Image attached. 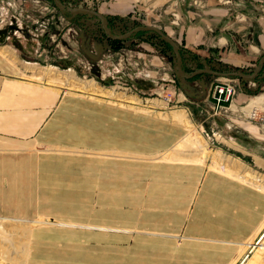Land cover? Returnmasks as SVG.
Here are the masks:
<instances>
[{
	"label": "crops",
	"instance_id": "crops-1",
	"mask_svg": "<svg viewBox=\"0 0 264 264\" xmlns=\"http://www.w3.org/2000/svg\"><path fill=\"white\" fill-rule=\"evenodd\" d=\"M65 1L107 18L160 16L182 51L227 71L249 73L264 54V0ZM147 47L130 79L154 97L139 111L35 79L36 64L0 44V221L28 226L7 264H236L260 230L264 189L240 177L264 180V77L247 85L260 90L256 108L245 93L215 105L217 78L180 83L168 50ZM191 127L207 152L184 158Z\"/></svg>",
	"mask_w": 264,
	"mask_h": 264
},
{
	"label": "rangeland",
	"instance_id": "rangeland-1",
	"mask_svg": "<svg viewBox=\"0 0 264 264\" xmlns=\"http://www.w3.org/2000/svg\"><path fill=\"white\" fill-rule=\"evenodd\" d=\"M62 2L65 5L68 3L70 7L85 8L97 12L95 8L92 6L90 8L86 3L66 2L65 0ZM179 2L183 3L184 0H179ZM191 2L195 7L201 5V0H192ZM257 2L263 5L261 0H257ZM77 16L74 21H70V14L58 11L48 0H0V30L4 32L0 41L11 48H13L12 43H17L20 46L26 53L27 59L30 58L28 60L36 64L37 73L35 75L39 76L35 79L59 86L71 93L78 92L85 97L113 101L120 105L137 108L139 111L150 109V103H147L146 100L153 98L154 95H151L145 83H142L144 85L140 89L130 78L142 77L145 66L139 61L146 59V57L143 59L141 54V52H146L142 49L143 47L148 46L147 48H152L150 50L156 49L159 52L166 49L169 52L168 57L170 56L176 62L172 49L166 47L155 34L150 32L136 33L116 44L117 49H114L113 44L111 45L102 34L100 20L82 14ZM159 17L158 19H160ZM105 18L109 24L108 32L112 36L122 35L140 26H152L160 30L162 27V23H159L157 18H155L157 21L147 20L136 8L132 9L127 16ZM170 18L171 23H176L175 15ZM184 52L179 55L180 58L183 57ZM16 53L19 56L17 51ZM185 53L196 60L201 59L191 53ZM164 56L161 57L165 61ZM205 61L216 64L214 68L217 70H226L218 61ZM250 70L249 73L252 71ZM174 77L183 83L179 78ZM217 79L219 82L226 81L223 80L224 78ZM231 79L236 80L240 85V90L234 97L238 93L244 94L245 90L253 91L257 88L248 89L247 85L252 80ZM259 93L260 90L257 94L248 96L251 101L245 105L247 110L256 108L260 98L254 97ZM253 101L256 104H253ZM251 103L253 105L249 107ZM169 104L170 107L176 106L173 99L170 98ZM195 130L191 127L184 144L177 147L178 150L180 149L177 153L181 157L197 158L196 155H203L207 152L205 151L207 147L202 141L205 137H200ZM214 146L219 149L224 148L221 143L214 144ZM230 148L235 152L234 156H237L238 148L231 145ZM206 159L208 162V157ZM252 175L244 174L240 178L243 181H251L255 186L263 189L264 180ZM25 227L28 230L27 225L16 221H0V264L10 263L12 259L16 261L20 259L27 237L23 231ZM259 229L251 239L241 245L236 264L244 255L247 258L244 264H264V222ZM260 247L263 249L260 250ZM11 263L17 264L16 262Z\"/></svg>",
	"mask_w": 264,
	"mask_h": 264
},
{
	"label": "water",
	"instance_id": "water-1",
	"mask_svg": "<svg viewBox=\"0 0 264 264\" xmlns=\"http://www.w3.org/2000/svg\"><path fill=\"white\" fill-rule=\"evenodd\" d=\"M50 1L53 6L58 10V11H64L65 13L70 14V16H75L78 14L82 15H87L89 17H94L102 22L101 28L103 34L110 39H116V40H125L129 38L130 36L138 33V32H150L155 34L165 45L170 47L172 51L175 54L176 62H175V76H182L181 73H179V66H180V56L178 54V47L175 45V43L168 37L166 36L160 29L152 27V26H140L138 28H134L120 36H111L108 34V28H107V21L104 16L99 14L98 12H95L93 10H88V9H81V8H71L66 5H63L62 3L59 2V0H48ZM264 63V55L261 57V59L257 62V66H262ZM195 75H208L210 77L214 78H239L243 81H251L254 80L257 77V67H255L251 73H243L239 71H227V72H218L210 69H200L193 75L189 76L186 78V80L190 79L191 77Z\"/></svg>",
	"mask_w": 264,
	"mask_h": 264
},
{
	"label": "built area",
	"instance_id": "built-area-1",
	"mask_svg": "<svg viewBox=\"0 0 264 264\" xmlns=\"http://www.w3.org/2000/svg\"><path fill=\"white\" fill-rule=\"evenodd\" d=\"M108 34L111 35L109 32ZM182 55L183 57L180 58V66H179V71H178L179 73H181L182 76L177 77L181 81L186 80L187 77L193 75L200 69H210V70H214L218 72H227L226 70L215 69L214 67L216 66V64L208 63L202 59L196 60L191 55L185 52ZM255 67H257V74L263 77L264 70L261 71L262 66H257L256 64ZM223 80H226V81L225 82L216 81L212 85V88H211V99L214 101L215 105H220L222 103L229 102L234 97V95H236V93L240 90V85L238 84L236 80H232L231 78H224ZM262 114L264 116V113ZM246 119L257 120V121L262 120L261 116L260 115L258 116L254 111H250L247 114Z\"/></svg>",
	"mask_w": 264,
	"mask_h": 264
},
{
	"label": "trees",
	"instance_id": "trees-1",
	"mask_svg": "<svg viewBox=\"0 0 264 264\" xmlns=\"http://www.w3.org/2000/svg\"><path fill=\"white\" fill-rule=\"evenodd\" d=\"M62 1H63V0H59V2L63 4ZM66 4H67L66 6L70 7V5H69L68 3H66ZM63 5H65V4H63ZM71 8H76V7H71ZM83 9H85V8H83ZM88 10H89V9H88ZM78 15H79V14H78ZM77 17H78L77 15L72 16V17L70 18V21H74ZM106 21H107V20H106ZM108 25H109V24H108V21H107V27H108ZM142 33H143V32H138L137 34H142ZM3 34H4L3 30H0V39H2ZM102 34H103V32H102ZM103 36H104V38H105V39H106L111 45L113 44V48H114V49H117V47L115 46L116 44H119V42H120V43L122 42V40H116V39H110V38H107L104 34H103ZM161 43H162V41H161ZM0 44H4V43H1V41H0ZM163 44H164V43H163ZM111 45H110V46H111ZM164 45H165V44H164ZM12 46H13V48L18 52V54H19V58H20V59H22V60H24V61H30V62H31V60H28V59H30V58L27 59V55H26V53L22 51V49L20 48V46H19L17 43H12ZM165 46L168 47L167 45H165ZM168 48H169V47H168ZM182 52H183V51H182L180 48H178V54L180 55ZM263 55H264V54H263ZM263 55H261L260 57H258L256 62H258V61L261 59V57H262ZM262 69H264V63L262 64ZM197 76H200V75H195V76L191 77L190 79L195 78V77H197ZM105 84H107V83H105ZM145 84H146V86L149 87V85H148L147 83H145ZM258 92H259L258 88L254 89L253 91L245 90V94L248 95V96H249V95L257 94Z\"/></svg>",
	"mask_w": 264,
	"mask_h": 264
},
{
	"label": "bare ground",
	"instance_id": "bare-ground-1",
	"mask_svg": "<svg viewBox=\"0 0 264 264\" xmlns=\"http://www.w3.org/2000/svg\"><path fill=\"white\" fill-rule=\"evenodd\" d=\"M252 103H253V104H256L255 101H253ZM252 103L249 105V107L253 105ZM252 111H254V110H252ZM259 187H260V186H259ZM263 189H264V188H263ZM263 232H264V231H263ZM247 245H250V244H247ZM261 249H263V248L260 247V250H261ZM246 260H247V258H245V255H244V256L241 258V260L238 262V264H244V263L246 262Z\"/></svg>",
	"mask_w": 264,
	"mask_h": 264
}]
</instances>
